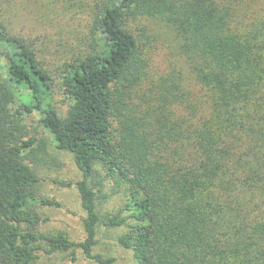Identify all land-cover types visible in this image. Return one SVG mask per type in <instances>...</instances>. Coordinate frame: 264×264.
Here are the masks:
<instances>
[{"label":"trees","instance_id":"obj_1","mask_svg":"<svg viewBox=\"0 0 264 264\" xmlns=\"http://www.w3.org/2000/svg\"><path fill=\"white\" fill-rule=\"evenodd\" d=\"M12 1L0 0V264L77 250L114 264L93 253L100 225L125 230L135 264H264V0H54L83 29L54 72L12 34ZM143 22L169 34L189 76L152 69ZM55 86L63 117L41 108ZM34 110L80 172V243L39 230L36 207L59 203L30 165L46 146L26 138ZM106 187L124 202L103 216Z\"/></svg>","mask_w":264,"mask_h":264},{"label":"rangeland","instance_id":"obj_2","mask_svg":"<svg viewBox=\"0 0 264 264\" xmlns=\"http://www.w3.org/2000/svg\"><path fill=\"white\" fill-rule=\"evenodd\" d=\"M11 3V10L9 9L6 17L12 34L33 46L41 58L43 67L54 72L67 58L66 55L76 49L78 34L83 31L81 25L61 16L60 3L54 0H14ZM142 24L150 37L152 69L160 72L171 66L181 70L183 76L187 77L188 71L183 61L177 57L169 34L155 24L149 22ZM3 63H5L4 59ZM19 91L27 101H31V93L27 89L21 87ZM41 97L42 110L48 106L53 107L60 117L65 115L71 104L57 86L46 90ZM20 104L21 101L16 99L12 110L19 109ZM43 116L41 111L34 110L24 122L27 139L46 143L43 150L38 152V159L30 165L41 179L39 194L56 201L59 206L36 207L37 213L43 219L39 224V230L46 234L60 232L71 242L80 243L84 239L82 220L85 214L73 184L81 178V175L74 165L72 156L56 148L53 136L40 123ZM103 194L107 197L99 198L97 203L101 215L118 213L124 202L122 195L112 194L107 187ZM124 232L123 228L109 229L100 225L97 229V244L93 253L113 258L114 264H135L132 252L118 243L119 237ZM76 255L75 262L70 261L63 252L43 255L39 263L97 264L93 260L86 259L81 250H77Z\"/></svg>","mask_w":264,"mask_h":264}]
</instances>
